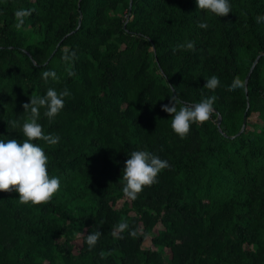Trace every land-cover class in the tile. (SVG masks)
<instances>
[{
    "label": "trees",
    "instance_id": "1",
    "mask_svg": "<svg viewBox=\"0 0 264 264\" xmlns=\"http://www.w3.org/2000/svg\"><path fill=\"white\" fill-rule=\"evenodd\" d=\"M129 1L0 0V139L23 140L10 122L28 119L31 97L70 92L53 120L40 109L45 134L60 142L34 141L61 190L39 206L0 192V264H264V0H229L225 17L196 0H132L125 24ZM18 9L33 10L21 30ZM187 41L194 51L178 47ZM259 55L247 91H228ZM213 75L214 91L204 87ZM172 95L189 105L215 96V113L181 139L162 110ZM245 112L244 132L230 139ZM137 150L170 168L133 201L122 179ZM121 221L129 230L117 238Z\"/></svg>",
    "mask_w": 264,
    "mask_h": 264
},
{
    "label": "clouds",
    "instance_id": "2",
    "mask_svg": "<svg viewBox=\"0 0 264 264\" xmlns=\"http://www.w3.org/2000/svg\"><path fill=\"white\" fill-rule=\"evenodd\" d=\"M197 8L211 13L217 17H225L231 11L229 0H196ZM31 9H18L15 11V28H23L25 18L32 14ZM256 22H264V15L257 16ZM201 29H207L209 25L206 22L198 24ZM179 48L186 50H195V42L187 41L178 45ZM76 58V53L65 52L62 59L71 64ZM67 75L72 77L75 72L69 68ZM45 81L52 78L58 81L59 77L54 71H45L43 73ZM220 85L219 78L213 75L206 80V87L209 90H215ZM171 86V85H170ZM246 82L240 77H234L232 83L228 86V91L243 89ZM70 92L65 89L58 92L54 88H48L43 96H33L30 103H25L23 108L25 112L30 110V116L20 126L18 120L11 121L13 129L21 127L23 140L0 139V192L18 193L21 204H31L34 206L48 204L54 196L61 190V181L56 176H50L48 171L49 157L45 149L34 141H43L49 146L57 145L60 142L59 135L45 134L40 120V109H45L44 116L49 121L53 120L63 109L65 97ZM216 97L211 96L202 99L195 104H185L179 100L177 95L170 96L169 104L163 105L162 110L171 116V128L173 132L181 139H185L193 124L203 125L211 120L215 113L214 103ZM177 105H181L177 108ZM170 168L167 160H162L158 156L147 150L133 151L130 158L126 160L123 169L122 188L124 196L129 200H136L138 195L145 187H150L158 182V175L162 170ZM129 230V224L121 221L114 227V235L117 238H123L121 235ZM102 233L95 231L86 236V243L89 250L94 248L99 241ZM129 235L135 237L136 232L130 231ZM101 257L105 254L101 252Z\"/></svg>",
    "mask_w": 264,
    "mask_h": 264
},
{
    "label": "water",
    "instance_id": "3",
    "mask_svg": "<svg viewBox=\"0 0 264 264\" xmlns=\"http://www.w3.org/2000/svg\"><path fill=\"white\" fill-rule=\"evenodd\" d=\"M81 0H79L80 2ZM131 7H132V0L129 1V8H128V12H127V16H126V20H125V24L130 20V15H131ZM80 22H81V16L79 18V21H78V26L76 28V30L78 29L79 25H80ZM124 24V26H125ZM59 44L57 45L56 49L52 52V54L50 55L49 59L54 55V53L56 52L57 48H58ZM261 57V55L257 56L256 59L253 61L246 77H245V82H246V86L244 87L245 91H247V83H248V79L253 71V69L255 68L259 58ZM48 59V60H49ZM47 60V62H48ZM46 62V63H47ZM247 108H248V104H247ZM216 122H217V126L218 128H220V124H221V116L219 114H217V118H216ZM246 122H247V114L246 112L243 114V120H242V125H241V128L239 130V132L236 134V135H233V136H229L230 139H234L235 137L239 136L241 133L244 132L245 130V127H246ZM220 130V129H219Z\"/></svg>",
    "mask_w": 264,
    "mask_h": 264
}]
</instances>
